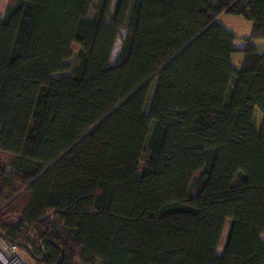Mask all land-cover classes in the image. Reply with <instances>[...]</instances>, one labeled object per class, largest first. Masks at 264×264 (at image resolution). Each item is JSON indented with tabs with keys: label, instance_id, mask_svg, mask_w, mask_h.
I'll list each match as a JSON object with an SVG mask.
<instances>
[{
	"label": "trees",
	"instance_id": "obj_1",
	"mask_svg": "<svg viewBox=\"0 0 264 264\" xmlns=\"http://www.w3.org/2000/svg\"><path fill=\"white\" fill-rule=\"evenodd\" d=\"M220 15L252 24L238 69ZM256 39L264 0L7 2L5 241L35 264H264Z\"/></svg>",
	"mask_w": 264,
	"mask_h": 264
},
{
	"label": "rangeland",
	"instance_id": "obj_2",
	"mask_svg": "<svg viewBox=\"0 0 264 264\" xmlns=\"http://www.w3.org/2000/svg\"><path fill=\"white\" fill-rule=\"evenodd\" d=\"M97 0H94V3H96ZM7 2H12V0H0V17H2L5 6ZM92 13V12H91ZM90 13V14H91ZM217 22L221 24L223 27H225L227 30L231 31L234 33V35L237 37L236 41L234 42V48L236 49V52L231 56V63L233 67L238 69L240 67V63L242 61V54L239 52L240 48L244 45L243 40L245 38H248L252 29V24L250 21L245 20L241 16H231V15H220L217 17ZM123 35V31L120 32L119 38L117 39V42L115 44L112 56H111V62H113L117 52H118V47H119V42L120 38ZM251 44L255 46L256 50L260 53L264 52V39H256L252 40ZM256 115H255V127H258V124L260 122V115L258 111L256 110ZM228 227V221L225 223L219 247H218V252L221 251L226 231ZM260 239L264 241V234L260 235ZM16 255L18 256L19 259L22 260L24 264H35V262L28 257L24 252H18L16 251Z\"/></svg>",
	"mask_w": 264,
	"mask_h": 264
},
{
	"label": "built area",
	"instance_id": "obj_3",
	"mask_svg": "<svg viewBox=\"0 0 264 264\" xmlns=\"http://www.w3.org/2000/svg\"><path fill=\"white\" fill-rule=\"evenodd\" d=\"M0 264H24L16 255L14 245L5 241L3 235L0 234Z\"/></svg>",
	"mask_w": 264,
	"mask_h": 264
}]
</instances>
